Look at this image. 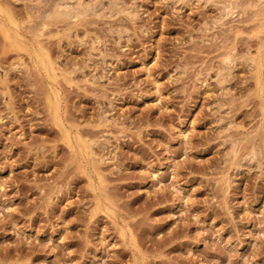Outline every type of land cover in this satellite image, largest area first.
Returning <instances> with one entry per match:
<instances>
[{"label":"rangeland","instance_id":"1","mask_svg":"<svg viewBox=\"0 0 264 264\" xmlns=\"http://www.w3.org/2000/svg\"><path fill=\"white\" fill-rule=\"evenodd\" d=\"M61 1L0 0V264H264V0Z\"/></svg>","mask_w":264,"mask_h":264},{"label":"bare ground","instance_id":"2","mask_svg":"<svg viewBox=\"0 0 264 264\" xmlns=\"http://www.w3.org/2000/svg\"><path fill=\"white\" fill-rule=\"evenodd\" d=\"M69 1V2H68ZM71 1H73L72 3L70 2V0H65L64 2H63V0L61 1V2H63L62 4H59V5H55V6H57V7H55L54 9H53V14H54V16H59V15H62V14H68V13H71L72 14V16L73 17H75V16H77V14H79V5H80V3H78L80 0H71ZM60 2V3H61ZM71 3V4H70ZM81 8V7H80ZM230 8V7H229ZM228 8L226 7V9L225 10H227ZM228 14V13H227ZM68 15H70V14H68ZM52 16V15H51ZM71 16V17H72ZM226 16V15H225ZM181 134H182V136H186V132H181Z\"/></svg>","mask_w":264,"mask_h":264}]
</instances>
